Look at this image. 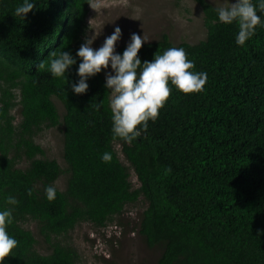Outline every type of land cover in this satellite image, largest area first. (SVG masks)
Segmentation results:
<instances>
[{
	"label": "trees",
	"instance_id": "trees-1",
	"mask_svg": "<svg viewBox=\"0 0 264 264\" xmlns=\"http://www.w3.org/2000/svg\"><path fill=\"white\" fill-rule=\"evenodd\" d=\"M92 1L35 0L21 20L14 10L23 0H0V209L13 208L7 231L18 241L4 264H80L67 236L82 223L106 228L140 199L146 206L137 233L158 252L157 264H264V27L237 46V26L213 25L216 6L195 0L204 40L177 45L163 35L138 56L143 63L183 47L195 71L207 73L204 90H173L156 122L128 144L112 138L103 71L79 96L71 91L79 60L67 83L46 71L51 52L75 56L84 43ZM51 128L62 131L66 169L35 142ZM104 152L109 162L101 161ZM63 175L61 191L55 184ZM47 186L56 188L54 201L45 197ZM9 195L18 205L5 203ZM28 221L48 254L36 250Z\"/></svg>",
	"mask_w": 264,
	"mask_h": 264
},
{
	"label": "clouds",
	"instance_id": "clouds-1",
	"mask_svg": "<svg viewBox=\"0 0 264 264\" xmlns=\"http://www.w3.org/2000/svg\"><path fill=\"white\" fill-rule=\"evenodd\" d=\"M35 8V0H23L15 8L14 15L25 20ZM214 11L213 25L237 26V46H244L251 40L257 27H264V0H221ZM121 35V29L115 27L103 44L94 49L92 45L99 35L93 32L91 38H85L75 56L66 51H53L47 59L46 71L52 78L67 83L66 74L79 60L76 69L78 80L71 84V91L77 96L86 94L89 87L87 81L103 71L104 87L109 93L112 138L131 144L142 132H147L149 122H156L173 90L183 95L198 94L204 90L207 73L195 71L194 61L188 59L183 47H169L162 53L157 51L151 61L142 63L138 53L149 40L136 33L131 35L122 54L117 53L116 45ZM41 69H45V62L39 65L38 70ZM102 106V102L98 103L97 110ZM100 159L109 162L112 157L104 152ZM44 191L49 202L55 200V187L47 186ZM28 194L31 195V192ZM5 203L18 205L17 199L11 195L5 198ZM12 223L13 208L0 209V264H4L5 258L13 256L14 249L18 247V241L7 231Z\"/></svg>",
	"mask_w": 264,
	"mask_h": 264
},
{
	"label": "rangeland",
	"instance_id": "rangeland-1",
	"mask_svg": "<svg viewBox=\"0 0 264 264\" xmlns=\"http://www.w3.org/2000/svg\"><path fill=\"white\" fill-rule=\"evenodd\" d=\"M207 1L215 6L221 2ZM115 27H119L122 33L116 50L127 45L133 33L144 35L148 43L160 40L163 35L177 45L182 42L196 44L205 39L202 10L195 0H93L85 35V38H91L93 32L99 35L92 47L99 48ZM54 102L60 115H63V106L57 100ZM17 110L12 112L16 123L19 121ZM35 142L45 150L46 158L57 161L62 169H66L60 128L44 129L35 138ZM120 159L127 164L121 154ZM66 180V175L61 176L55 186L64 191ZM130 181L134 188L139 187L133 171L130 172ZM145 206L143 199L128 205L120 217L101 230L82 223L67 236L65 242L77 250L80 264H157L158 252L149 249L137 233L139 215ZM24 227L38 241L36 250L40 254H48L49 247L40 238L36 223L28 221Z\"/></svg>",
	"mask_w": 264,
	"mask_h": 264
}]
</instances>
